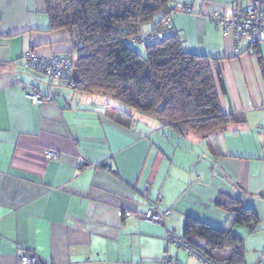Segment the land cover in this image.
Listing matches in <instances>:
<instances>
[{
	"label": "crops",
	"instance_id": "1",
	"mask_svg": "<svg viewBox=\"0 0 264 264\" xmlns=\"http://www.w3.org/2000/svg\"><path fill=\"white\" fill-rule=\"evenodd\" d=\"M250 1L174 0L193 14L172 17L163 36L177 34L186 53L211 60L224 84L222 111L243 123L181 138L105 96L26 70L27 52L72 54V36L49 30L44 0H0V264H17L23 251L36 264H158L166 255L201 264L165 242L183 236L187 217L232 229L246 264H264V44L238 45L211 22L226 5ZM29 86L53 102L31 104ZM115 110L133 116L131 127L114 121ZM48 150L60 158L46 160ZM219 195L254 208L256 231L217 209ZM149 203L172 211L165 225L119 214L144 213Z\"/></svg>",
	"mask_w": 264,
	"mask_h": 264
},
{
	"label": "trees",
	"instance_id": "2",
	"mask_svg": "<svg viewBox=\"0 0 264 264\" xmlns=\"http://www.w3.org/2000/svg\"><path fill=\"white\" fill-rule=\"evenodd\" d=\"M44 1L49 30H64L72 36L75 69L81 79L74 88L79 92L105 96L128 110L159 121L181 138L189 133L211 137L230 126L243 124L222 111L219 88L224 91V84L220 75L217 84L211 60L186 53L177 34L163 36L164 24L179 3ZM157 17H162L160 22L151 31H144ZM151 32L162 39L143 48L136 40L142 33ZM130 42L144 53L134 49ZM113 117L125 128L132 125L133 116L124 111L115 110ZM215 207L227 214L235 226L254 232L260 224L255 209L246 208L241 199L219 195ZM181 238L217 264H246L245 243L232 229L187 217Z\"/></svg>",
	"mask_w": 264,
	"mask_h": 264
},
{
	"label": "built area",
	"instance_id": "3",
	"mask_svg": "<svg viewBox=\"0 0 264 264\" xmlns=\"http://www.w3.org/2000/svg\"><path fill=\"white\" fill-rule=\"evenodd\" d=\"M178 14L192 15L193 11L190 7L177 4L171 16L167 19L166 24H169L171 18ZM211 22L216 27L222 29L226 37L232 35L238 45H241L244 41L249 43L251 47L264 44V1L251 0L245 8L240 7L237 3L228 4L222 11L212 15ZM161 39V35L151 32L142 33L136 41L143 48H148L157 44ZM1 41L2 35L0 34ZM23 66L28 71L45 76L50 82H61L70 87H74L76 84L73 78V72L75 70L73 54H67L65 56L54 55L50 58H43L33 52H27L23 56ZM25 89L26 99L35 106L53 102L52 95L43 96L33 86L26 87ZM60 156L61 153L56 150H48L45 152V158L48 161H56ZM119 214L123 218L138 215L143 221L149 224L165 225L167 218L172 215V211H162L157 204L149 203L144 213L120 211ZM165 242L167 246H176L184 250L201 264H217L175 234H166ZM17 264H36V259L29 256L26 251H23L19 255ZM158 264L176 263L173 257L166 255Z\"/></svg>",
	"mask_w": 264,
	"mask_h": 264
},
{
	"label": "rangeland",
	"instance_id": "4",
	"mask_svg": "<svg viewBox=\"0 0 264 264\" xmlns=\"http://www.w3.org/2000/svg\"><path fill=\"white\" fill-rule=\"evenodd\" d=\"M157 19V18H156ZM155 19V20H156ZM151 25V24H150ZM150 25H147V26H145V29L146 28H148ZM134 49H136L137 51H139L140 53H144V50L141 48V47H139L138 45H136L135 43H133V42H130L129 43ZM186 253V252H185Z\"/></svg>",
	"mask_w": 264,
	"mask_h": 264
},
{
	"label": "water",
	"instance_id": "5",
	"mask_svg": "<svg viewBox=\"0 0 264 264\" xmlns=\"http://www.w3.org/2000/svg\"><path fill=\"white\" fill-rule=\"evenodd\" d=\"M73 78L76 84H79L81 82L79 71L77 69H75L73 72Z\"/></svg>",
	"mask_w": 264,
	"mask_h": 264
}]
</instances>
